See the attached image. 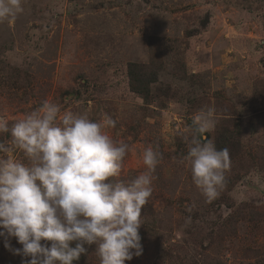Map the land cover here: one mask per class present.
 Masks as SVG:
<instances>
[{"label": "rangeland", "instance_id": "374dc122", "mask_svg": "<svg viewBox=\"0 0 264 264\" xmlns=\"http://www.w3.org/2000/svg\"><path fill=\"white\" fill-rule=\"evenodd\" d=\"M22 9L0 22L9 128L48 100L117 121L108 134L130 145L118 179L146 170L147 146L161 154L141 212L143 250L125 264H264V0H22ZM130 64L155 76L144 97L131 89ZM207 108L215 126L201 138L231 161L211 202L179 162ZM84 246L73 264H100L97 245ZM11 249L0 237V264L26 259Z\"/></svg>", "mask_w": 264, "mask_h": 264}, {"label": "clouds", "instance_id": "9594fccd", "mask_svg": "<svg viewBox=\"0 0 264 264\" xmlns=\"http://www.w3.org/2000/svg\"><path fill=\"white\" fill-rule=\"evenodd\" d=\"M22 10V0H0V22ZM213 113L201 109L194 117L184 137L187 154L179 161L187 163L207 202L225 187L231 163L227 148L201 138L215 126ZM116 123L110 116L93 120L62 111L48 100L11 128L0 115V133H11L10 142L0 141V237L5 248L11 249L10 237L22 246L11 249L26 258L22 264H73L93 243L100 264H125L142 253L141 212L161 154L147 146L146 170L118 179L130 145L108 134Z\"/></svg>", "mask_w": 264, "mask_h": 264}, {"label": "trees", "instance_id": "16d2710c", "mask_svg": "<svg viewBox=\"0 0 264 264\" xmlns=\"http://www.w3.org/2000/svg\"><path fill=\"white\" fill-rule=\"evenodd\" d=\"M128 72L131 89L144 97L148 86L155 81V76L146 73L145 70L140 72L137 64H130Z\"/></svg>", "mask_w": 264, "mask_h": 264}]
</instances>
